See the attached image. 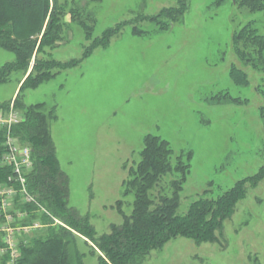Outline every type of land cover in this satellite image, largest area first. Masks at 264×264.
I'll use <instances>...</instances> for the list:
<instances>
[{"label":"rangeland","instance_id":"rangeland-1","mask_svg":"<svg viewBox=\"0 0 264 264\" xmlns=\"http://www.w3.org/2000/svg\"><path fill=\"white\" fill-rule=\"evenodd\" d=\"M176 1L57 0L64 8L59 37L44 52L35 51L24 75L11 73L0 85V102L12 100L35 57L79 59L104 30L128 22L107 47L24 92L27 105L43 102L46 112L54 111L50 131L69 177L68 206L87 217L98 235L121 222L118 200L126 215L132 212L134 194H123L124 182L139 162L147 134L169 142L172 160L183 154L189 162L178 192L179 215L192 201L214 198L264 165V68L244 56L250 51L258 58L247 38L264 35V10L251 11L241 0H188L183 18L168 29L160 28L161 21L140 19ZM45 25L46 20L38 45ZM86 26L92 29L91 40ZM235 34L240 37L232 48ZM13 60L14 54L0 47V66ZM15 75L21 77L19 84ZM181 177L179 171L167 172L158 187L169 196L172 181ZM7 227L0 216V247ZM21 231L14 240L19 248L26 243ZM85 240L78 235L69 246L70 264H77L76 253L83 264H97ZM18 257L13 261L0 252V264H14ZM142 264H264V180L247 187L218 241L176 237L152 250Z\"/></svg>","mask_w":264,"mask_h":264},{"label":"trees","instance_id":"trees-1","mask_svg":"<svg viewBox=\"0 0 264 264\" xmlns=\"http://www.w3.org/2000/svg\"><path fill=\"white\" fill-rule=\"evenodd\" d=\"M223 1L216 0V3L221 4ZM240 4L249 7L251 11L264 10V0H241ZM187 8L188 0H177L174 6L165 7L153 16H142L140 19L161 21L160 28L168 29L183 18ZM61 9L64 8L57 0H0V47L14 54L13 61L0 66V85L9 81L11 73L20 72L24 75L35 51L44 52L43 47L59 37V27L63 24ZM45 20L44 34L38 45L37 36ZM127 23L121 22L104 30L100 37L85 47L79 59L61 62L35 57L32 71L23 82L21 77L15 75L17 83L21 82L15 98L0 102L4 112L13 102L14 109L23 113V120L15 124L12 131L21 143L28 144L32 149L33 169L27 177L28 188L51 214L35 212L24 222L26 224L39 219L47 225L25 237L26 243L21 245L20 255L14 264H70L69 246L78 235L83 236L86 243H91L89 245L97 254V264H142L152 250H158L176 237L189 238L196 243L216 242L222 237L225 223L231 219L237 204L246 197L247 187H255L264 180L263 165L256 173L239 179L220 195L192 201L185 214L179 215L176 213L179 206L178 192L182 188L181 180L184 182L189 172V162H185L183 154L176 155L172 160L173 151L169 142L158 135L147 134L139 162L129 171V178L124 182L123 194H134L130 215L124 213L123 201L118 200L116 209L121 214V222L111 224L107 232L98 235L87 217L68 206L69 177L60 167L50 131L54 111L46 112L43 102L27 105L24 92L45 84L57 72L77 66L94 49L107 47ZM133 28V31H139L138 27ZM84 30L91 40L92 29L86 26ZM239 37L237 34L232 35V48ZM247 40L257 48L253 51L258 54V58L254 55L252 57L250 51L244 56L254 67L264 68V35L251 34ZM261 113L264 116V106ZM5 135L6 129L0 128V159L4 151ZM172 171L181 172L182 177L180 181H172V194L167 196L159 189L158 183L164 174ZM10 172L9 167L0 164V181H4ZM21 208L36 209L29 204ZM52 217L60 223L52 224ZM76 258L77 264H83L80 253H76Z\"/></svg>","mask_w":264,"mask_h":264},{"label":"built area","instance_id":"built-area-1","mask_svg":"<svg viewBox=\"0 0 264 264\" xmlns=\"http://www.w3.org/2000/svg\"><path fill=\"white\" fill-rule=\"evenodd\" d=\"M22 120L23 115L14 109L13 102L6 112L0 108V128L6 129L0 164L11 169L7 178L0 182V216L1 220L8 224L6 235L1 238L3 246L0 247V252H8L13 261L19 256L20 250L14 241L20 235L17 230H22L23 237L32 235L47 224L39 219L24 224L30 215L35 212L51 215L28 188L27 177L33 169L32 149L28 144L21 143L12 131L13 126ZM26 204L34 205L36 209H22V205ZM52 218V224L58 222L56 218ZM18 223L22 225L19 226Z\"/></svg>","mask_w":264,"mask_h":264},{"label":"crops","instance_id":"crops-1","mask_svg":"<svg viewBox=\"0 0 264 264\" xmlns=\"http://www.w3.org/2000/svg\"><path fill=\"white\" fill-rule=\"evenodd\" d=\"M59 223V222H58ZM55 224H57V223H55Z\"/></svg>","mask_w":264,"mask_h":264}]
</instances>
